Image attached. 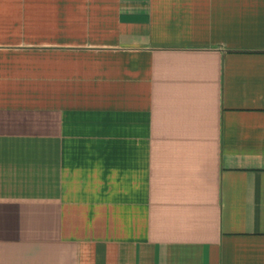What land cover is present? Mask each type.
Wrapping results in <instances>:
<instances>
[{"label": "crops", "instance_id": "0c3cea01", "mask_svg": "<svg viewBox=\"0 0 264 264\" xmlns=\"http://www.w3.org/2000/svg\"><path fill=\"white\" fill-rule=\"evenodd\" d=\"M0 264H264V0H0Z\"/></svg>", "mask_w": 264, "mask_h": 264}]
</instances>
